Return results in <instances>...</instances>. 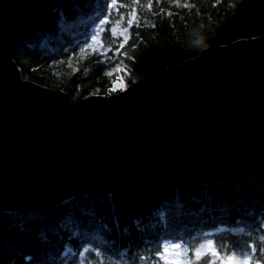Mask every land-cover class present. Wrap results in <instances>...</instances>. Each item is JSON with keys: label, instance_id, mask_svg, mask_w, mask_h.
<instances>
[{"label": "water", "instance_id": "water-1", "mask_svg": "<svg viewBox=\"0 0 264 264\" xmlns=\"http://www.w3.org/2000/svg\"><path fill=\"white\" fill-rule=\"evenodd\" d=\"M62 1L0 0V213L264 167V34L72 101L24 79L13 58Z\"/></svg>", "mask_w": 264, "mask_h": 264}, {"label": "trees", "instance_id": "trees-1", "mask_svg": "<svg viewBox=\"0 0 264 264\" xmlns=\"http://www.w3.org/2000/svg\"><path fill=\"white\" fill-rule=\"evenodd\" d=\"M148 3L139 0L135 5L143 26H133V37L122 50L134 59L116 55L117 63L123 60L127 65L124 71L107 76L111 63L93 64L85 59L91 50L76 55L100 27L112 26L101 24L111 0H63L48 24L14 50L22 77L59 88L78 101L94 94L118 93L110 89L117 77L129 86L222 45L264 34V0H221L216 7L212 6L215 0H180L195 8L177 7L175 0H160L157 7L156 0H151V11ZM119 4L129 6L120 9L125 13L134 6L133 0H117ZM159 8L165 12L152 15ZM168 11L173 13L171 17L165 14ZM195 30L209 38L207 49L192 45ZM136 32L143 42L132 50ZM108 35L101 33V38ZM77 67L80 71H74ZM263 170L249 168L220 182L129 195L83 194L43 212L0 213V264H152L162 243L169 240L189 247L206 239L241 247L253 242L262 246ZM149 257L152 259H145Z\"/></svg>", "mask_w": 264, "mask_h": 264}, {"label": "snow or ice", "instance_id": "snow-or-ice-1", "mask_svg": "<svg viewBox=\"0 0 264 264\" xmlns=\"http://www.w3.org/2000/svg\"><path fill=\"white\" fill-rule=\"evenodd\" d=\"M139 3V0H133V5L129 11L121 12V8H128L126 4L117 5V0H111L108 15L101 21L102 25H112L110 28L100 27L99 30L92 36V43H86L84 47L79 49L77 56L83 55L87 50H91V55H85V59H90L93 64H109L113 66L109 67L105 71V75L112 76L113 73L122 72L127 67L124 65V61L120 60L116 62V55H122L125 58L132 60L134 57L129 56L128 52L122 51L125 49L128 41L133 37V33L130 31L133 26L140 28L142 25V19L136 11L135 5ZM157 7H159L160 0H156ZM221 0H215L212 5L216 7ZM177 7L183 8H195L196 5H189L188 3H180V0H175ZM232 6L231 4L229 5ZM149 11L152 10V3L149 0L147 4ZM164 8H159V12H152V15L156 16L160 13H164ZM169 17L173 15L171 11L165 13ZM197 15L199 10L197 9ZM116 16V19H109V17ZM183 19V17H181ZM211 20V17H209ZM147 21H144V25ZM152 28L156 27L155 23L150 25ZM204 25L201 24L200 28ZM109 33L108 36L101 38V33ZM135 37L137 43L132 45V50H135L139 43H142L139 39L140 33L136 32ZM112 46H115L114 49ZM108 52H113L112 56H108ZM92 56H99L101 59L92 60ZM71 58L69 60V66L71 67ZM121 65H124L122 68ZM89 69H84L87 72ZM74 71H80L77 67ZM115 83V81H114ZM121 90L127 87L124 80H120ZM115 90V89H113ZM264 240V236L260 237ZM90 249H85V252ZM189 253L191 255H189ZM156 258L152 260V264H264V245L259 246L253 242L241 247L240 245H229L227 243H217L214 239H206L196 246H187L182 242L167 241L162 243L160 249L155 254ZM145 259H152L151 257Z\"/></svg>", "mask_w": 264, "mask_h": 264}, {"label": "clouds", "instance_id": "clouds-1", "mask_svg": "<svg viewBox=\"0 0 264 264\" xmlns=\"http://www.w3.org/2000/svg\"><path fill=\"white\" fill-rule=\"evenodd\" d=\"M193 39L191 41L194 47H198L201 49H207L208 43L206 42L209 38L206 37L201 31L195 30L193 32Z\"/></svg>", "mask_w": 264, "mask_h": 264}, {"label": "rangeland", "instance_id": "rangeland-1", "mask_svg": "<svg viewBox=\"0 0 264 264\" xmlns=\"http://www.w3.org/2000/svg\"><path fill=\"white\" fill-rule=\"evenodd\" d=\"M60 5V4H59ZM58 7V6H57ZM90 43H92V40L90 41ZM121 67L123 68L124 67V65H121ZM120 80H121V78H119V77H117V78H115L114 79V81H115V83H114V81H113V84H111V92H116V91H121V84H120ZM127 86H128V84H126ZM113 89H115V90H113ZM110 92V91H109ZM108 92V93H109Z\"/></svg>", "mask_w": 264, "mask_h": 264}, {"label": "bare ground", "instance_id": "bare-ground-1", "mask_svg": "<svg viewBox=\"0 0 264 264\" xmlns=\"http://www.w3.org/2000/svg\"><path fill=\"white\" fill-rule=\"evenodd\" d=\"M104 1V0H103ZM108 4V3H107ZM106 6H104V8H105ZM95 20V19H94ZM239 28V27H238ZM190 59V58H189ZM256 169H257V167H255ZM261 169V168H260ZM258 170H259V168H258ZM259 171H261V170H259ZM264 171V170H263ZM242 174H243V171H242ZM261 174V173H260ZM261 177V176H260ZM230 178H231V176H230ZM235 181H238V180H235ZM232 183V182H231ZM258 184V183H257ZM264 192V191H263ZM261 196V195H260ZM264 197V196H263ZM263 197H261V199L263 198ZM262 200H264V199H262ZM263 202V201H262ZM264 203V202H263ZM261 204V203H260ZM262 205V204H261ZM171 213H172V210L170 211ZM88 224V223H87ZM86 225V224H85ZM166 226V225H165ZM114 227V226H113ZM88 228V227H87ZM165 229V228H164ZM162 236V235H161ZM158 237V236H157ZM156 240H158V239H156Z\"/></svg>", "mask_w": 264, "mask_h": 264}]
</instances>
